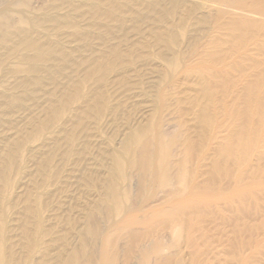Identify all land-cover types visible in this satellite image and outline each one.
<instances>
[{"label":"bare ground","instance_id":"1","mask_svg":"<svg viewBox=\"0 0 264 264\" xmlns=\"http://www.w3.org/2000/svg\"><path fill=\"white\" fill-rule=\"evenodd\" d=\"M0 264H264V0H0Z\"/></svg>","mask_w":264,"mask_h":264},{"label":"rangeland","instance_id":"2","mask_svg":"<svg viewBox=\"0 0 264 264\" xmlns=\"http://www.w3.org/2000/svg\"><path fill=\"white\" fill-rule=\"evenodd\" d=\"M214 230H215V229H214ZM221 237H223V236H222V233H218V232H214V233L211 235L212 240H216V239L221 238Z\"/></svg>","mask_w":264,"mask_h":264}]
</instances>
